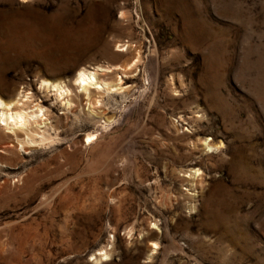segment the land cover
<instances>
[{"label": "rangeland", "instance_id": "374dc122", "mask_svg": "<svg viewBox=\"0 0 264 264\" xmlns=\"http://www.w3.org/2000/svg\"><path fill=\"white\" fill-rule=\"evenodd\" d=\"M84 67L123 89L89 104ZM29 92L53 126L0 129V264H264V0H0Z\"/></svg>", "mask_w": 264, "mask_h": 264}, {"label": "bare ground", "instance_id": "6f19581e", "mask_svg": "<svg viewBox=\"0 0 264 264\" xmlns=\"http://www.w3.org/2000/svg\"><path fill=\"white\" fill-rule=\"evenodd\" d=\"M119 68L122 70L127 69L121 66L118 68L108 67L104 70H107L106 72H113V69ZM101 74L99 69L90 70L84 67L78 71L74 79L79 89L78 92L86 96L89 104L96 105L100 103V100L93 99L94 94H110L123 89L121 86L122 77L117 79V83H113V80L111 81V79L109 80L107 77H102ZM41 87L54 91L56 97L60 101H63L62 104L68 109H72L75 106V100L73 98L74 89L64 83L43 80ZM23 94L11 101H6L0 97V129L6 130L5 132L8 133L7 136L17 141V143L10 142L8 147L2 150L3 152L11 151L15 146L18 147L21 145L23 147L26 144L37 142V137H39L40 141H44L46 138V131L50 124L52 125L48 109H45L40 102L36 103L34 99L35 96L32 93ZM43 127L44 129H42ZM21 135H24V138H21ZM89 137L90 139H88L92 141L93 138L91 135ZM108 257V251L102 249L99 259L103 261L107 260Z\"/></svg>", "mask_w": 264, "mask_h": 264}]
</instances>
